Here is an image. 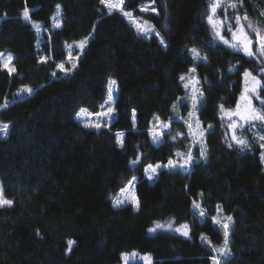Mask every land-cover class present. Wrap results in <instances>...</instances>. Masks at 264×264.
<instances>
[{
  "label": "trees",
  "instance_id": "1",
  "mask_svg": "<svg viewBox=\"0 0 264 264\" xmlns=\"http://www.w3.org/2000/svg\"><path fill=\"white\" fill-rule=\"evenodd\" d=\"M212 2L125 0L124 11L154 25L165 46L154 34H138L132 18L109 14L100 0H0V60L11 55L16 69L9 74L0 67V104L12 101L0 109V123L9 125L0 138V185L13 200L0 207V264H125L122 254L127 264H145V255L151 264H212V247L224 241L223 229L211 220L219 213L233 218L227 264H264V150L248 124L228 115L246 71L260 78V99L253 104L264 112V64L217 39L207 20ZM223 2L216 14L232 28L237 15L264 20V0ZM85 37L81 51L77 45ZM69 45L79 59L65 75L56 64L71 67ZM191 49L207 59H194ZM190 66L203 93L196 117L207 128L203 157L192 148L188 124L175 118L185 92L180 77ZM110 78L116 83L111 119L99 129L84 127L75 114L105 106ZM22 87L33 93L14 99ZM180 109L184 116L187 104ZM157 121L169 127L155 129L163 135L154 142L150 130ZM231 123L244 124L236 135L247 147L231 139ZM254 125L264 130L260 121ZM189 151L194 163L187 171L162 168L152 180L146 176L149 165ZM137 157L140 163L132 165ZM133 177L139 210L131 203L114 207L113 197ZM193 201L206 218L193 214ZM157 222L188 224L189 236L167 228L149 233Z\"/></svg>",
  "mask_w": 264,
  "mask_h": 264
},
{
  "label": "snow or ice",
  "instance_id": "2",
  "mask_svg": "<svg viewBox=\"0 0 264 264\" xmlns=\"http://www.w3.org/2000/svg\"><path fill=\"white\" fill-rule=\"evenodd\" d=\"M100 3L107 7L109 14H111L114 10H116V11L121 12L123 14V16L132 18L131 22L136 25V29H137L138 34H140L144 37H150L154 34L155 37L159 38V43L161 45H165V41H164L163 36H161L160 32L155 30L154 25H151L147 21H144L143 23H141L140 21H137L133 17L132 12L124 11L123 5L125 3V0H100ZM222 6L223 5L221 4L220 0H213V2L209 4L210 14L207 17V20H208L209 24H211L213 26L214 29H216L217 23H219L221 27H224V21L218 22L217 20L214 19V16L217 12V9L221 8ZM57 7H59V5ZM229 7L236 9L238 7V5L236 3H232L229 5ZM152 10L155 11L154 8ZM22 15H23V18L25 20H28L30 18V10L27 7H25ZM242 19L247 20V17L246 16L241 17L239 15L234 17L235 23L237 25L236 31H232V25L231 24L227 25L228 31L231 33V36H232V41H233L232 43H229V40L226 39L220 32H217L216 34L219 37V40L223 42V44L228 45L229 47H231L235 50H241L247 56L251 57L254 55L253 51L251 50L252 40L249 38L247 32L244 29V25L241 23ZM33 26L36 28L37 32H39V28H40L39 24L36 23ZM55 26L59 27L60 25H59V23H57ZM248 27L252 28V25L249 23ZM252 31L256 33V38H257V41L259 42L260 55L264 56V35H262L256 29H252ZM87 43H88V37H85L82 41H80L78 43L77 47L81 51H83V49L85 48ZM68 47H69V54L67 57V62L69 64H71V67L66 68L64 62H60V63L56 64V68L59 69L60 71H62L65 75L69 74L70 72H72L77 67V61L79 59V57H73L71 55V47L72 46L69 45ZM191 52L193 54L194 59H204V60L207 59L206 57H201L196 49H191ZM2 56H3V54L0 53V57H2ZM12 59H13V57L11 55H8L6 60H0V67L7 70L9 74L16 71L14 65H11ZM40 60L42 63L48 62L47 57H41ZM195 71H196L195 68L189 69V72H191V73H195ZM261 71L264 72V68H261ZM52 75L55 76L56 73L53 72ZM249 75H250V73H248L246 71L245 76L247 77ZM180 79L183 81L185 79V77L181 76ZM114 83H115L114 81H110V86L108 89L109 103L112 102V95H113V89L111 87V84H114ZM251 83H252L251 89L246 88L245 92L246 93L251 92L253 94H256L257 89L260 86L261 82L258 79H256L255 77H253ZM260 90L264 91V88H261ZM25 93L31 95L33 93V89L30 87H22L19 90V92L15 95L14 99L21 98L22 95ZM256 98L260 99V97L258 95L256 96ZM242 99H244L246 101V106L242 112L237 111L236 113H234V115L239 116L240 120L244 121V123L248 124L250 127L254 126V123L256 121H260L262 123V125H264V112H260V111L253 109L251 107V100L248 98V96H243ZM191 100H192L193 108H195L197 103H198L197 97L195 95H192ZM11 103H12V101L5 99L4 103L0 104V109H6L7 107H9V105ZM261 104L264 105V100H261ZM101 107L103 108V106H101ZM113 111H114V109L109 108L108 111H106V112L102 111L100 113H96L95 115H97L98 117L104 116V117H108L109 119H111ZM77 115L79 116L80 113H78ZM189 115L191 116V115H193V113H189ZM230 115H232V113H230ZM133 119H135V111L134 110H133ZM105 126H107V125H105ZM84 127H94V128L99 129L101 127V124L100 123L85 122ZM168 127H169L168 124H162L161 125V128H168ZM211 127L212 126L209 125V128H211ZM243 127H244V124H241V123L229 124V128L232 130V133H233L231 139L235 142L236 145H239L242 148L247 147L248 141L245 139L238 138L236 135V130H237V128H243ZM188 128H189V134L194 135V133L192 132V125L191 124L188 125ZM8 129H9L8 124H4V125L0 126V133L3 134V135H0V138H5L7 136ZM150 131L152 132L153 141L158 142L160 140L161 136L163 135V132L160 130H150ZM199 135L202 136L203 132H200ZM173 139L175 140V139H177V137L174 136ZM259 140L264 141V136H260ZM117 143L120 145V147H124L122 134H120V133L117 134ZM229 146H231V145H229ZM259 147L261 149H264V143H261L259 145ZM178 155L182 156L183 154L178 153ZM200 155H201V157H203L205 155V153L203 151H201ZM260 155H261V158L264 159V151H261ZM130 163L132 165H137L138 163H140V158L137 157V159L132 160ZM193 163H194L193 157L191 155V151H189L187 156L183 159V163H179L177 161H173V160L169 159L167 165H160V164H157L155 166L149 165L147 168H145L144 171L147 174L148 179L152 180L153 177L156 175L157 170L162 168V167H166L169 170H175V169L179 168L182 171H187L188 166L193 164ZM136 180H137V178L133 177L132 180L128 181L127 186L120 190L121 194H123L122 198L118 197L114 201V205H113L114 207H121L124 204L131 203L135 207L136 210H139L140 201L133 194V189H134V185H135ZM12 204H13V200L7 199L5 197L3 186L0 185V207H10V206H12ZM192 208L194 210V213H193L194 215L198 211L200 218H206L207 213L201 207V205L199 203H197L196 201H193ZM217 211L218 212L222 211V206L217 205ZM232 219H233L232 216H226L223 218H219L218 216L211 217L213 224L219 225L220 228L223 229V236H224L223 246L218 247V248L217 247L212 248V251L217 253V255H213L212 257H210L212 264H227V259L230 256V249L228 248V237L230 234V223L232 222ZM165 228H167L168 230H173L175 232L181 233L185 237L189 236V233H190V227L188 224H184L181 227H177V228L173 229L171 223L168 225H164V224H161L158 222L155 224V227L149 228L148 232L153 233V232H156L158 229H165ZM201 240L202 241L207 240L209 244L211 243V241L208 240V238L204 234H201ZM73 243H74V241H72V240L68 241L69 246H71ZM69 250H70V248H69ZM132 255L135 256L136 254L133 253ZM122 256L125 259V264H127L128 254H122ZM141 259L144 260L145 264H151L150 255H145Z\"/></svg>",
  "mask_w": 264,
  "mask_h": 264
},
{
  "label": "rangeland",
  "instance_id": "3",
  "mask_svg": "<svg viewBox=\"0 0 264 264\" xmlns=\"http://www.w3.org/2000/svg\"><path fill=\"white\" fill-rule=\"evenodd\" d=\"M223 1L224 0H220L221 4L224 3ZM243 17H245V16H243ZM214 19L217 20L218 22L219 21H224V27H221L220 24L217 23L216 29L213 28L215 34L217 32H220L226 39L229 40V43H232L233 42L232 41V36H231V33L228 31V28H227V25L229 24L228 19L222 18V17L218 16L217 14H215ZM141 23H143V22H141ZM241 23L244 25V29L247 32L249 38L252 40L251 50L254 53L253 57L259 59L264 64V56L260 55L259 42L257 41L256 33L252 31V29H256L262 34V31H264V20L263 21H259L255 17H252V18H248L247 17V20H243L242 19ZM249 23L252 25V28L248 27ZM225 30H227L228 34L224 33ZM236 30H237V25L235 24V27L232 28V31H236ZM216 36H217V34H216ZM217 39L219 40L218 36H217ZM189 68L191 69V68H194V67L190 66ZM247 72L250 73V75L246 77L245 73H244L243 90H242L241 96L239 98V101H238L237 105L233 109L228 111V115H229V117H231V119H233V121H235L234 119L236 117L239 118V116L234 115V113H236L237 111H241L242 112L244 110L245 106H246V101L244 99H242L243 96H248V98L251 100V107L253 109H255L254 104H253V99H254V97L257 96V93L256 94H253L251 92H247L246 93L245 89L246 88L251 89V87H252V83L251 82H252V78L253 77L258 79L259 81H260V78L257 75L253 74L252 72H250V71H247ZM184 73L185 72H183L182 74H184ZM183 76L185 77V79L183 80V85H184V88H185V92H184V95L175 104V107H174L175 118L178 119V120L184 121L188 125L189 124L192 125V132L194 133L192 148L198 147L200 152H201V151L204 150L203 135H204L205 131L207 130V128L204 127L199 121H197L196 117H198L197 116L198 115V110H199V108H200V106H201V104L203 102V93H202L200 88L198 90V79H197L195 73H191V72L188 71ZM110 81H114L113 78H110ZM108 85L110 86V82H109ZM260 86H261V84H260ZM111 87L113 89L112 102L109 103V97H108V100H107L105 106L97 113H100L102 111L106 112V111H108L109 108L113 107L116 83L111 84ZM259 87H258V89H259ZM258 89H257V91H258ZM18 92H19V90L17 91V93ZM23 95H26V93L23 94ZM192 95H195L197 97V100H198V103H197L195 108H193V104H192V100H191V96ZM181 104H187V112H186V114L184 116L181 115V109H180V105ZM78 113H80L79 116L77 115ZM189 113H193V115L190 116ZM230 113H232V115H230ZM95 114L96 113L90 112V111H88L85 108H81V109H79L77 111L75 116L79 120V122H81L83 125H84L85 122H90V123H100L101 126H103L109 119L108 117H104V116L98 117ZM166 123H167V121L166 122L157 121L153 125L152 129H154V130L155 129H159V128H161L162 124H166ZM2 125H4V124L0 123V126H2ZM251 129H252L253 135L256 137V139L258 141H260L261 143H264V141L259 140L260 136H264V130L261 127L257 126V125L252 126ZM200 132H203L202 136L199 135ZM0 135H3V134L0 133ZM186 156H187V154L183 155L180 159H174L173 161H177L179 163H183V159ZM160 165H167V163L160 164ZM153 166H155V165H153ZM162 168H166V167H162ZM162 168H160V169H162ZM160 169H158V170H160ZM146 176H147V174H146ZM122 195L123 194H121V192L119 191L115 195V197H113L114 198L113 199V203L118 197L122 198ZM216 216H218L219 218H223L224 217L221 213L217 214ZM168 224H170V223H168ZM171 225H172L173 229L182 226V225L176 226L174 224H171ZM222 246H223V244H221L219 246H213V247H217L218 248V247H222ZM214 255H217V253H215Z\"/></svg>",
  "mask_w": 264,
  "mask_h": 264
},
{
  "label": "flooded vegetation",
  "instance_id": "4",
  "mask_svg": "<svg viewBox=\"0 0 264 264\" xmlns=\"http://www.w3.org/2000/svg\"><path fill=\"white\" fill-rule=\"evenodd\" d=\"M262 35H264V31H262Z\"/></svg>",
  "mask_w": 264,
  "mask_h": 264
}]
</instances>
